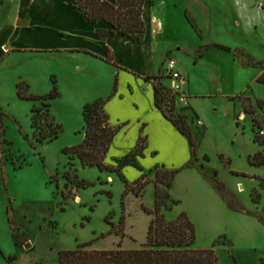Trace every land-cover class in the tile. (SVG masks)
I'll return each mask as SVG.
<instances>
[{
  "label": "rangeland",
  "instance_id": "374dc122",
  "mask_svg": "<svg viewBox=\"0 0 264 264\" xmlns=\"http://www.w3.org/2000/svg\"><path fill=\"white\" fill-rule=\"evenodd\" d=\"M155 1L158 10L161 6L158 2L162 0ZM167 1L171 2L167 13L171 23L167 30L176 39L167 57L176 58L188 84L198 83L205 91L207 81L202 77L209 72L217 76L214 69L226 60L217 65L215 60L229 57L230 63L223 64L227 67L226 76H217L221 79V89L230 94L247 89V94L239 97L244 107L254 112H250L246 121L239 117L238 124L234 121L233 102L219 95L220 88L214 80L208 81V89L218 95L199 99L204 109L200 116L208 129L198 125L197 119H190L198 143L197 155L192 152L191 159L186 153L185 140L180 137L184 135L155 116L151 118L152 125L143 128V115L151 113L150 95L141 106L138 101L141 93L135 90L132 94L129 89L130 85L137 89L139 79L130 75H124L115 89L111 50L108 55L111 61H106L84 53L73 55L75 58L67 52L38 53L7 48L0 57V122L3 124L0 175L1 169H6V185L13 201L3 194L0 185V264H57L62 249H75L94 239L86 248L113 249L119 242L125 249L145 247L154 214L145 212L144 207L155 208L154 171L162 165L181 169L170 190L171 199L166 201L162 212L168 220L177 219L183 212L190 215L196 229L195 247L215 245L220 264H236L233 256L240 264H264V163L258 164L264 160V137L259 133L264 128V104L253 102V96L264 101V84L254 79L264 70V0ZM0 3L2 15L9 10V4L5 0ZM11 4L19 6L22 2L11 0ZM36 10L43 20L45 10ZM236 14L247 28L237 25L240 21L235 23ZM207 19L212 22L211 28L203 23ZM50 28L49 23L40 25L24 34L22 42L38 48L52 45L57 39ZM201 28L207 38L238 47L233 52L256 66H243L235 62L238 60L233 52L214 48L208 49L205 58L196 63V54L206 50L202 48ZM165 60V56H159L157 65H151L157 71L162 63L159 73L149 78L154 85L159 82L171 85L170 79L165 78ZM19 83H26L28 94L32 95H43L58 87L60 96L49 101L56 121L62 125L54 140L36 139L50 132L48 126L44 127L50 119L45 116L48 106L43 100L21 97ZM96 98H109L107 109L112 123L121 126L107 163L117 164L114 158L128 154L140 133L148 136L152 150L158 151L146 153L147 157L140 163L143 169L135 166L124 169L130 183L148 174L149 183L141 196L129 191L124 197L127 183L117 171L108 173L97 166L83 167L78 158L70 159L64 151L84 139V106ZM35 104L44 112L38 117L39 130L32 125ZM125 119L129 123L122 126L120 120ZM258 145L263 151L253 164V156L249 155ZM81 179L92 184L79 188L77 183ZM16 232L18 245L13 237Z\"/></svg>",
  "mask_w": 264,
  "mask_h": 264
},
{
  "label": "trees",
  "instance_id": "16d2710c",
  "mask_svg": "<svg viewBox=\"0 0 264 264\" xmlns=\"http://www.w3.org/2000/svg\"><path fill=\"white\" fill-rule=\"evenodd\" d=\"M72 3L81 13L84 20L91 21L94 24H98L99 21H105L110 25L108 29L98 28V34L104 40L115 33H121L136 41L143 40L146 35L147 25L143 18L146 0H115V2L110 0H72ZM223 48L229 49V47L225 46ZM109 54L110 49L108 48L104 57L106 61H111L108 57ZM149 78L151 76L146 77V79ZM165 78L169 79L167 74ZM258 80L264 83V73ZM117 84L118 80L116 79L115 89H117ZM18 87L21 89V97L29 100L40 99L48 106L45 116L46 119H50H47L48 123L44 127L48 126L50 132L49 134L44 133L38 137L36 136V139L43 141L50 137L52 141L57 138L62 125L56 121V117L49 107V101L60 96L58 87L55 86L52 91L43 95L28 94L29 86L26 83H19ZM154 94L157 108L163 112L164 116L180 133L189 138L192 152L197 155L198 143L193 135L190 119L195 118L198 121V118L192 112V108L176 104V97L172 93L170 85L162 82L154 85ZM108 100L109 98H100L85 104L83 110L85 123L84 139L77 145L65 148L64 151L69 155L70 159L78 158L83 167L97 166L102 171H117L121 179L127 183L128 188L124 197L129 191L141 196L149 183L148 174H143L134 183H130L123 169L127 165L143 169L137 158L144 155V150L148 145V138L141 135L133 150L124 157L117 159V164H108L106 162L108 152L121 129V126H114L111 123L110 115L106 109ZM245 109L248 112H254L249 108ZM32 111V125L39 130L38 117L44 115L43 108L35 104ZM2 128L3 124L0 122V139L2 138ZM260 154L259 152L251 158L253 164H256L255 158ZM263 163L264 160L258 164ZM154 172L156 185L155 208L144 207L145 212L154 214L148 228L147 245L145 247L125 249L122 248V244L119 242L118 247L113 249L86 248L94 243L96 240L94 239L80 244L75 249H62L57 264H220L215 245L208 248H197L194 246L196 229L188 213L183 212L177 219L168 220L162 212V209L166 206V201L171 199L170 190L181 169H171L162 165L157 166ZM91 184L88 180L81 179L77 186L86 188ZM172 202L175 204L177 200H172ZM123 222L124 216H122L120 221L121 226H123ZM116 233L125 235L123 231H116ZM14 238L18 245L17 232L14 234ZM233 257L236 264H240L236 257ZM9 260H11V256Z\"/></svg>",
  "mask_w": 264,
  "mask_h": 264
},
{
  "label": "crops",
  "instance_id": "0c3cea01",
  "mask_svg": "<svg viewBox=\"0 0 264 264\" xmlns=\"http://www.w3.org/2000/svg\"><path fill=\"white\" fill-rule=\"evenodd\" d=\"M5 1L6 3L9 4V10L5 11L2 15H0V20H1L0 57L6 54L5 50H7L8 48L9 50L11 49V51H15V50L27 51L28 49H31L32 51H35L38 53L67 52L68 55H72V57H75V58L76 56H73V55L77 53H84L88 56L104 58L106 55V51L109 48L113 54V59H112L113 61L110 64L114 66V74H115L116 79L118 80L117 88L119 86L120 79L123 78L124 75H130L134 78L136 77L139 79V84H136L138 86L137 89L131 85L129 86V89L132 92V94L135 93V90H138V92L141 93L140 99L138 100L141 106L143 105L144 101L147 99L148 94L150 95L149 97L151 98V100H150L149 108H150L151 113H148V116L146 114L143 115V119H142L144 121L143 128L145 129L147 127L149 128L152 125L151 118L155 116L157 120L163 122L167 126L172 127L178 133H180L179 130L164 116L163 112L159 108H157L155 104L154 84L150 82L149 79H146L147 76L152 77L159 73L162 63L157 71H153L151 69V65L152 66L153 64L157 65L156 60L159 56H165L166 58H168L167 57L168 52L171 49H173L172 45L173 43L176 42V39H174L172 35L169 36V32L167 30L168 24L171 23L170 18L167 17V13L171 9V2H168L167 0H162L161 2H158V5H161V6H160V9L157 10L156 9L157 3L155 0H146L143 18L147 24V32L143 40L136 41L121 33L111 34L105 40L102 39L100 35L98 34V28L108 29L110 28V25L105 21H99L98 24H94L91 21L84 20L83 17L81 16V13L72 3V0H21L22 4H20L19 6H13V7L11 4V0H5ZM110 1L115 2V0H110ZM0 6H1V3H0ZM234 7H235V4H234ZM36 8L45 10L46 16L43 20L39 19V16H38L39 12L36 10ZM236 18L237 19L235 20V23L237 21H240L239 20L240 17L237 16V14H236ZM159 22L162 23L161 28H160ZM47 23L51 24L52 28L50 29H53L51 30L53 33L52 36L55 39H57L54 44L52 45L49 44V45L38 48L37 46H33V45L22 42V38L24 34H27L30 31L34 30L35 28H39L40 25H44ZM203 23L205 24V26H209L211 28L212 22L209 19H207L206 21H203ZM241 23L242 22L240 21L238 22V24L237 23L236 24L244 28L248 27V26H244L243 23L241 25ZM201 34L204 38L202 48H206V50L202 51V53L200 54H196L197 56L196 61H195L196 63H198L200 59L202 60L203 58H205L208 52V49L210 48H214L218 50L219 52L223 51V52L232 53L234 51L235 47H232L228 43H221V42L212 40L211 38H207L206 35H204L203 28H201ZM18 37L20 38L18 39V41H16ZM58 39L61 40L60 43L58 42ZM8 44H12L11 47ZM224 46L229 47V49H224L223 48ZM219 52H216V53H219ZM233 54H234V58L238 60V61L234 60L236 63H241V65L243 66H251V65L256 66L254 64L246 63L243 60V58L236 55V52L235 53L233 52ZM170 56H173V55H170ZM229 60H230L229 57L218 58L217 60H215L214 63L219 64L221 61L222 62L225 61L224 63L228 61L227 62L228 64L230 63ZM165 62L167 63V60H165ZM223 64L220 65L218 68H216V70L214 69L218 77L220 74L222 76L224 75L226 76L225 72H226L227 67L224 68ZM164 69L166 73L165 66H164ZM263 73H264V70H260L258 74L255 75V78H254L255 81L259 82L258 78ZM217 76H214L212 72H209L205 75V77H202L203 79L207 81L205 91L201 90V87L198 83L189 85L187 82V91L189 94V106L192 108V112L196 114L198 119H201L202 117L200 115H202V111L204 109L201 107V105H199V102H200L199 99H202L204 97H214L218 95L217 92L212 93V91L208 89L210 85L208 81L214 80V82L217 85V88L218 87L220 88L218 90L220 92L219 95L233 102V105H234L233 112H234V117H235L234 121L236 120L238 121V124H240L239 123L240 121L238 119L239 117L243 119L244 121H246V119L249 117V115H251V113L245 109L243 101L240 99L239 96L243 94H247L248 90L247 89L243 90L242 92L238 94L227 93L224 89H221L223 88L221 84V79H218ZM148 84H151V86H149ZM96 99H100V98H96ZM253 102L254 104H257V103L264 104V101L261 98H258L256 96H253ZM138 106L141 107L140 105ZM106 109H107V105H106ZM262 116L264 117V115ZM110 120L112 123L111 115H110ZM120 122L122 126H125L129 123L127 119L120 120ZM203 127L208 129L205 122H203ZM141 135L146 136L145 134H142V133L136 136L134 140L133 149L135 148L139 140V137ZM180 137L185 140L187 156L192 159L193 158L192 147L189 142V139L185 137V135L184 137L182 136ZM114 142L115 140L113 141L112 144H114ZM150 145L151 144L149 142L147 145V148L144 150L143 156H138L137 159L139 163L142 164V160H144L147 157L146 153L158 152V151L152 150ZM111 148H112V145H111ZM111 148L108 154L110 153ZM261 151H263V148L262 146L258 145L257 149L249 155L250 158ZM117 159H120V158L119 157L114 158L113 162ZM79 163L81 164L80 160H79ZM129 166H133V165H127L124 169H126ZM175 166L176 165H171L169 167L167 166L166 167L174 169ZM1 170H2V173L0 175V185L3 189V194H5V196L8 197V200L11 201L12 203L13 200L10 195V188L8 185H6L8 184L7 176H6L7 175L6 169H1ZM104 172L111 173L112 171L105 170ZM110 177L111 175L108 174L107 178H110ZM13 237H14V234H13Z\"/></svg>",
  "mask_w": 264,
  "mask_h": 264
},
{
  "label": "built area",
  "instance_id": "2783aa9c",
  "mask_svg": "<svg viewBox=\"0 0 264 264\" xmlns=\"http://www.w3.org/2000/svg\"><path fill=\"white\" fill-rule=\"evenodd\" d=\"M160 28L162 23L159 22ZM166 74L171 81L172 93L175 95V103L183 107L189 106V94L187 91V79L179 69L178 61L173 56L167 58ZM198 124L203 125V121L198 119ZM260 135L264 137V128L259 130Z\"/></svg>",
  "mask_w": 264,
  "mask_h": 264
},
{
  "label": "bare ground",
  "instance_id": "6f19581e",
  "mask_svg": "<svg viewBox=\"0 0 264 264\" xmlns=\"http://www.w3.org/2000/svg\"><path fill=\"white\" fill-rule=\"evenodd\" d=\"M241 187H243V185H241ZM79 201V200H78Z\"/></svg>",
  "mask_w": 264,
  "mask_h": 264
}]
</instances>
